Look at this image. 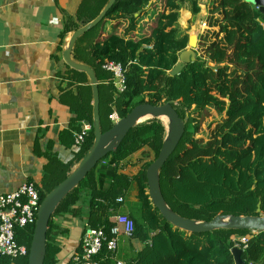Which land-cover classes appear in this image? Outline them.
Instances as JSON below:
<instances>
[{
	"label": "trees",
	"instance_id": "trees-1",
	"mask_svg": "<svg viewBox=\"0 0 264 264\" xmlns=\"http://www.w3.org/2000/svg\"><path fill=\"white\" fill-rule=\"evenodd\" d=\"M110 0H83L75 17L67 16L62 38L89 25ZM188 0H117L106 17L81 36L73 60L92 68L99 83L101 132L114 124L104 123V106L121 118L139 105L171 103L185 124L176 151L165 163L161 190L169 207L179 216L211 222L220 215L260 217L264 215V18L244 0H213L203 16L197 1L193 17H201L209 29L200 35L206 58L186 64L177 76L171 73L189 46L190 35L179 26L180 11ZM109 23V29L106 24ZM209 35V36H208ZM201 37L203 41H201ZM210 38L209 42L205 40ZM121 64L126 91L122 94L104 64ZM58 73L64 94L76 115L72 124L93 125V92L88 76L66 63ZM74 91H76L74 93ZM214 110L222 121L208 142L196 139L201 123L194 114ZM166 121L152 119L135 126L119 149L109 154L59 205L47 232L44 264H57L58 239L67 234L59 220L82 219L90 229L109 231L120 214L134 221L133 238L120 239L118 261L124 264H235L234 239L250 231L219 229L194 234L166 221L149 195L148 168L157 160L167 137ZM94 130L83 148L67 163L49 155L40 194L44 198L63 183L85 158L94 143ZM145 161L136 176L122 173L123 163L140 151ZM138 186V203L124 209L131 186ZM123 198L124 202L117 201ZM260 205V213L258 208ZM33 228L17 232V241L29 250ZM132 240L142 249L136 251ZM79 250V249H78ZM23 259H0V264H28ZM245 264H264V232L253 236L242 254ZM99 264H116L105 247L93 258ZM68 264H87L70 259Z\"/></svg>",
	"mask_w": 264,
	"mask_h": 264
},
{
	"label": "crops",
	"instance_id": "crops-1",
	"mask_svg": "<svg viewBox=\"0 0 264 264\" xmlns=\"http://www.w3.org/2000/svg\"><path fill=\"white\" fill-rule=\"evenodd\" d=\"M82 2L0 0V195L15 192L27 182L41 189L48 156L67 163L75 155L74 138L84 123L79 129L77 123L72 124L76 117L68 107L72 98L64 94L67 83L58 73L65 69L63 53L72 35L62 38L66 17H75ZM212 2L198 1L203 16L208 15ZM181 17L179 26L195 30L190 6L182 8ZM198 29L202 34L209 27L200 21ZM108 110L105 104L104 115ZM144 152L148 150L124 162L122 173L136 176L148 161ZM138 193L134 183L125 198L127 212L131 204L138 203ZM59 224L67 234L58 239L57 264H68L80 245L85 220L68 216ZM134 241L138 240L131 241L136 250Z\"/></svg>",
	"mask_w": 264,
	"mask_h": 264
},
{
	"label": "water",
	"instance_id": "water-1",
	"mask_svg": "<svg viewBox=\"0 0 264 264\" xmlns=\"http://www.w3.org/2000/svg\"><path fill=\"white\" fill-rule=\"evenodd\" d=\"M117 0H110L103 12L89 25L77 30L67 39V47L63 53L65 63L72 69L85 73L88 76L93 92V130L94 143L85 158L74 169L73 173L57 188L50 192L42 201L38 219L35 225L34 237L30 247L28 264H44L47 253V232L52 216L62 201L96 168L109 154L115 153L128 133L138 124L147 120L158 119L167 122V137L157 160L147 170L149 195L153 205L160 211L167 222L181 231L204 234L219 229H232L239 231L264 232V217H228L220 215L211 222H198L188 220L175 213L167 204L161 190L160 174L167 160L176 151L185 133V124L171 103L163 106L143 104L137 106L126 117L114 124L112 129L101 132L100 115V91L95 72L87 65L73 60L72 54L77 40L95 28L108 14ZM256 7L264 18V0H244ZM190 38L189 45L196 46V42ZM196 61L195 52L186 50L180 55L179 63L173 69L171 75L177 76L186 64ZM260 205L258 213H260ZM243 250L233 248L232 255L235 264H245L242 260Z\"/></svg>",
	"mask_w": 264,
	"mask_h": 264
},
{
	"label": "built area",
	"instance_id": "built-area-1",
	"mask_svg": "<svg viewBox=\"0 0 264 264\" xmlns=\"http://www.w3.org/2000/svg\"><path fill=\"white\" fill-rule=\"evenodd\" d=\"M264 26V24H263ZM103 69L114 78V84L119 94L126 91L125 70L121 64L108 62ZM117 108H113L109 115V120L116 124L121 120ZM92 131L90 124H84L80 133L74 138V152H79L86 143L89 133ZM124 202L123 198L117 201ZM42 204L40 188L34 182L23 184L18 190L5 195H0V259H10L12 261L23 259L29 256L26 246L20 245L17 241V232L26 228H33L38 219V213ZM114 226L109 230L90 229L85 222V230L80 239V245L71 259L75 262L80 260L87 264H99L93 261L94 257L101 254L106 247L111 253V259L116 264H124L117 259L119 241L122 237L132 239L135 226L134 221L126 215H116L113 218ZM259 231H250L249 234L238 236L234 239L235 247L243 251L248 247L250 239Z\"/></svg>",
	"mask_w": 264,
	"mask_h": 264
},
{
	"label": "rangeland",
	"instance_id": "rangeland-1",
	"mask_svg": "<svg viewBox=\"0 0 264 264\" xmlns=\"http://www.w3.org/2000/svg\"><path fill=\"white\" fill-rule=\"evenodd\" d=\"M200 2L201 3V0H197V2ZM212 1V0H211ZM192 2L193 0H188L187 3H184L183 4V8L184 6L188 5L191 7L192 5ZM205 3V1H204ZM209 3V0H206V4ZM210 4V3H209ZM205 8V6H204ZM181 11H180V19L179 21L181 20ZM201 17H194L193 18V23H194V27H195V30H193L190 26L188 29H186L185 27L181 26L180 25V28L183 32L185 33H188L190 35V38H193V40L196 42V46H188V50H193L195 52V57L197 58V56L201 57V58H206L207 57V54L205 53V43L201 37V41H203V43H199V38H200V34L201 31L198 29L199 28V22H200V19ZM198 24V25H197ZM106 28L109 29L110 25L109 23L106 24ZM209 36V35H208ZM206 42H209L210 41V38L208 37L207 40H205ZM195 117H198V122L201 123L200 125V128H199V132L198 134L196 135V139H199L203 142H208L214 135V131L218 125L219 122L222 121V117L219 116L214 110H208L206 112H204L202 115H198V114H194ZM103 119H104V123L106 125H108L109 123L112 124L111 121H107L106 119V115L103 116ZM114 124V123H113ZM153 159V154L150 156V158L148 160H152ZM131 240V239H130ZM135 242V245L137 247H135V249L137 251H140V247H139V244H138V241H134Z\"/></svg>",
	"mask_w": 264,
	"mask_h": 264
},
{
	"label": "bare ground",
	"instance_id": "bare-ground-1",
	"mask_svg": "<svg viewBox=\"0 0 264 264\" xmlns=\"http://www.w3.org/2000/svg\"><path fill=\"white\" fill-rule=\"evenodd\" d=\"M164 121H166V122H167V120H166V119H164Z\"/></svg>",
	"mask_w": 264,
	"mask_h": 264
}]
</instances>
